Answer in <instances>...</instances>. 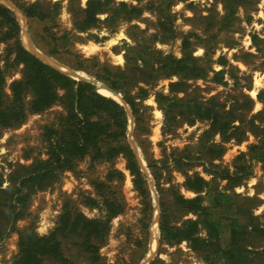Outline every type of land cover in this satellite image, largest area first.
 Returning <instances> with one entry per match:
<instances>
[{
	"label": "rangeland",
	"instance_id": "rangeland-1",
	"mask_svg": "<svg viewBox=\"0 0 264 264\" xmlns=\"http://www.w3.org/2000/svg\"><path fill=\"white\" fill-rule=\"evenodd\" d=\"M24 1L28 4L40 1L38 10L44 12L43 19L29 22L14 2L0 0L1 4L14 12L18 20L23 47L54 69L80 82L92 84L98 93L102 94L101 90L109 92L108 95H102L120 103L127 111V137L148 181L152 201L148 251L139 264H149L157 257L165 264L224 263L218 257L214 237L210 240L213 245L208 247L204 255L194 252L186 241L174 247L160 246L159 193L145 159L153 162L152 164L156 162L157 166L167 160L171 172L164 173L162 182L166 183L165 179L170 178L184 198H203L204 206L219 219L221 233L213 235L219 238L222 248L227 249L231 245L230 218H238L235 246L239 243L250 252L264 250V235L254 229L264 227V160H253V153L250 152V147L257 144V139L248 133L240 142L234 139L225 142L224 154L209 163L206 161L205 148L209 139L205 142L202 137L209 129L210 121L196 117L197 115L190 114L184 108L194 106L196 99L205 103L211 97H216L220 103L225 104V110H228L235 100L242 102L245 95L254 101L249 116L264 111V104L257 98L261 92L264 98V0H135V3L132 0H114L115 4L125 3L127 7L120 8L107 21L106 13L99 14V19L101 15L105 18L100 19L97 28H93L96 29L95 32L92 29L80 32L74 28L75 19L82 18L80 10L86 7L87 0L83 4L82 0ZM112 5L109 3L103 8L109 10ZM132 7L137 11L130 12ZM65 13L66 18H62ZM126 17L132 19L124 21ZM101 32H106L107 35H100ZM31 33L39 47L32 40ZM110 40H116V43L108 46ZM89 41H94L101 49L91 55L77 49V43L87 45ZM136 44L143 53L137 55L135 50L128 51ZM1 45L4 47L0 52L5 48L4 44ZM48 52H53L54 56ZM127 54L131 68L140 66L145 71V75L130 72L131 81L126 84L132 94L137 92L134 88L136 80L148 78L149 72L155 75L165 57L182 60L188 54L190 56L186 57L184 63L199 69L205 68L209 79L214 77L212 71L223 70L222 78L226 84L202 79H180L183 75L173 76L175 79L161 78L153 86L141 83L140 86L150 88V91L143 100L148 109L142 113L141 130L137 131L135 118L123 95L111 90L104 81L93 76H115L119 71L125 70ZM117 56L123 59L122 65L114 63ZM144 62L150 65L144 66ZM153 63L156 72L149 70ZM75 64H79L81 69L70 67ZM21 68L20 66L12 75L7 76V85L15 80L12 77L17 73L20 78ZM174 83L181 84L171 92L170 85ZM6 92H9L7 87ZM160 94L176 98L168 113L172 117L170 121L166 119L157 101ZM164 104L170 105L166 101ZM184 110L186 114L180 116L179 112ZM58 111L60 108L55 107L44 114L31 115L19 126H0V181L2 189L7 191L3 197L16 198L15 194H20L17 193L16 178L28 173L33 160L48 158L43 128L52 122ZM234 124L237 125L238 122ZM137 140L144 156L136 144ZM213 140L219 142V135L214 136ZM178 157L189 159L174 164L173 159ZM115 167L124 174V179L121 182L114 181L110 189L102 190L103 195L113 197L123 204L122 213L114 216L110 222L107 243L100 251L108 264L114 263L120 252L128 255L134 248L133 242L142 235L139 222L142 218L141 198L134 189L125 161L117 160ZM184 169H187L190 176L198 174L208 182L204 192L196 194L183 187ZM108 171L107 164L92 161L89 157L78 158L74 160L71 169H66L47 188L30 194L27 192L28 185H25L26 192L18 206L24 216L17 220H0V264H14L20 231L30 229L39 237L46 236L56 228L57 220L64 210L76 209L91 219L105 218L107 211L96 183L105 182L109 185L105 180ZM165 183L164 187L170 185ZM186 192L194 195L187 196ZM239 209L251 212L252 217L238 214ZM170 210L172 213V208ZM173 215L177 218L168 219L177 220L179 224L184 220L197 218L191 213L181 217L178 211H174ZM240 226H247V229H241ZM200 235L208 238L206 230H201ZM64 254L71 258L73 264H87L85 255L75 241L64 245ZM234 262L237 264V255ZM245 264H264V256L254 258L252 255Z\"/></svg>",
	"mask_w": 264,
	"mask_h": 264
},
{
	"label": "trees",
	"instance_id": "trees-1",
	"mask_svg": "<svg viewBox=\"0 0 264 264\" xmlns=\"http://www.w3.org/2000/svg\"><path fill=\"white\" fill-rule=\"evenodd\" d=\"M22 11L29 20L43 19L44 12L40 8V1L28 4L24 0H11ZM112 3L110 9H104L103 6ZM126 8L125 3L115 4L114 0H87L86 7L81 9L82 18L75 19L74 28L80 32H87L97 28L101 22L98 15L106 13V20L114 16L120 8ZM42 10V9H41ZM137 11L131 8L130 12ZM125 17V16H124ZM131 17H126L124 21H130ZM21 28L14 12L0 3V45L5 48L0 52V126L15 127L23 124L31 115H39L49 110L59 107L52 122L43 129V139L46 143V160L35 159L28 167V173L22 177L16 178L18 183L17 193L9 198L3 197L7 191L2 189L0 181V220H17L24 216L21 208H18L20 199H23L24 186L28 185V193H35L43 190L55 183L60 175L66 170L71 169L74 160L78 158L89 157L92 161L107 164L109 171L105 182H97L96 188L103 200L107 215L103 219L87 218L79 210H64L60 216L56 228L48 235L39 237L30 229L19 232L18 253L14 264H73L70 257L64 254V245L75 241L86 257L87 264H108L101 255V249L106 245L110 231V222L112 218L123 210L121 201L108 195H103L102 190L110 189L112 182H121L124 174L115 167L117 160L125 161V168L132 176L134 189L141 198L140 224L142 235L133 242L134 248L128 255L120 252L116 261L112 264H139L148 251L149 230L152 223V201L149 192L148 181L146 180L137 157L128 140V114L123 105L112 98L98 93L95 87L87 82L78 81L70 76L45 64L39 58L31 54L23 47L20 41ZM32 34V40L38 46V42ZM255 39V38H253ZM39 47V46H38ZM139 45L136 44L133 49L137 55ZM53 55V52H48ZM188 56V57H187ZM186 57L189 58V54ZM185 59H174L165 57L154 75L148 73V78L136 80L134 88L137 90L132 94L128 88L127 81H131L130 72H138L145 75L144 67L130 66L129 55L126 56V68L115 76L93 75L96 79L104 81L111 90L123 95L124 101L129 106L135 121L136 129L140 131V123L144 111L148 107L144 106L143 100L149 94L150 88L140 86H153V83L161 78H171L175 75H183L180 79H202L217 84H226L223 82V70L213 72L214 77L209 79L206 69L192 67L184 63ZM194 64V63H193ZM20 78L13 80L9 85L6 83L8 75H12L20 66ZM144 62V66H148ZM195 66V65H194ZM71 68L81 69L79 64L70 66ZM149 67V70L156 72L157 69ZM160 71L162 73H160ZM181 73V74H180ZM154 75V76H153ZM152 81V82H150ZM125 83V84H124ZM181 83L170 85L172 89ZM6 87L9 92H6ZM263 93L258 94V100L264 104ZM165 117L168 121L172 119L169 116V110L174 106L176 98H170L162 94L157 96ZM169 102L166 106L164 102ZM254 101L248 96L243 95L242 102L238 99L233 102L228 110H225V104L220 103L216 97H211L205 103L196 99L194 106H184L185 110L196 117L205 118L210 121V127L203 134V140L209 143L206 148V161L212 163L219 159L225 152L224 143L232 139L242 141L248 133H251L257 139V144L250 147L253 153L251 158L254 160H264V111H260L251 116ZM179 112V115H185L186 112ZM192 111V112H191ZM178 114H176L177 116ZM249 116V117H248ZM174 118V117H173ZM238 122L235 125V122ZM219 135L220 141L216 142L213 137ZM206 136V137H204ZM207 138V139H206ZM136 144L143 154L140 142ZM144 156V154H143ZM244 156V155H243ZM145 159V158H144ZM189 158H174V164L182 163ZM148 167L155 181V186L159 193V231L160 246L167 245L174 247L186 241L190 248L197 254L204 255L208 247L213 245L211 239H216L214 246L218 252L219 259L223 264H235L237 255V264H245L253 255L254 258L263 257L264 250L250 252L243 245L237 243L235 246L236 227H239V220L230 218L231 245L224 249L220 246L219 238L213 233L220 232V222L208 211L203 204V198L197 196L193 199L184 198L177 187L171 183L170 178L165 179L170 185L164 187L162 180L164 173L170 174L167 160L160 166L150 163L147 159ZM185 176L183 187L196 194L204 192L208 182L198 174L190 176L187 169L182 170ZM165 183V184H166ZM88 205V203L86 202ZM90 205V204H89ZM172 208V213L171 209ZM178 211L181 217L190 213L195 215L196 220L187 219L181 224L176 220L168 218H177L173 215ZM240 215L251 216V212L243 209L237 210ZM10 223V221L8 222ZM7 223V224H8ZM1 225V222H0ZM3 225V224H2ZM241 229H247V226H240ZM255 232L264 235V227H254ZM201 230L207 231V237H201ZM237 251V252H236ZM149 264H165L158 257Z\"/></svg>",
	"mask_w": 264,
	"mask_h": 264
},
{
	"label": "clouds",
	"instance_id": "clouds-1",
	"mask_svg": "<svg viewBox=\"0 0 264 264\" xmlns=\"http://www.w3.org/2000/svg\"><path fill=\"white\" fill-rule=\"evenodd\" d=\"M84 2H85V0H82V4ZM132 3H135V0H132ZM66 15H67L66 13L63 14L62 18H66ZM145 15H148V13H145ZM189 15H191V13H189ZM104 18H105L104 15L100 16V19H104ZM141 27H143V25H141ZM91 31L95 32L96 29H92ZM82 35H86V34H82ZM100 35H107V33L101 32ZM115 43H116V40H110V41H108V46L115 44ZM3 47H4L3 45H0V50H2ZM76 47H77V49H79V50H81V51H83L89 55H91L92 53H95L101 49V46L96 44L94 41H89L87 45L77 43ZM158 47H159V45H158ZM177 55L179 56V53H177ZM101 59H103V58H101ZM123 62L124 61L120 56H117L114 60V63L121 64V65L123 64ZM21 67H23V66L21 65ZM18 78H19V73H17L15 76L12 77V79H18ZM173 79H175V77H173ZM9 82H11V81H9ZM149 103H151V101H149ZM157 115H159V113H157ZM207 178H210V177H206V179ZM181 179H183V178L181 177ZM238 191H239V189H238ZM185 195L193 196L194 193L186 192ZM41 231H43V230H41Z\"/></svg>",
	"mask_w": 264,
	"mask_h": 264
},
{
	"label": "bare ground",
	"instance_id": "bare-ground-1",
	"mask_svg": "<svg viewBox=\"0 0 264 264\" xmlns=\"http://www.w3.org/2000/svg\"><path fill=\"white\" fill-rule=\"evenodd\" d=\"M27 50V49H26ZM29 51V50H28ZM30 52V51H29ZM30 53H32V52H30ZM38 57V56H37ZM40 59V58H39ZM101 93L102 94H104V95H108L109 94V92H107V91H105V90H101ZM255 94V93H254Z\"/></svg>",
	"mask_w": 264,
	"mask_h": 264
}]
</instances>
